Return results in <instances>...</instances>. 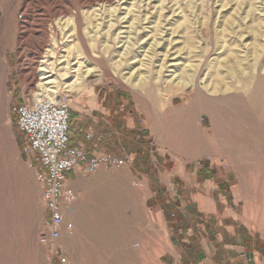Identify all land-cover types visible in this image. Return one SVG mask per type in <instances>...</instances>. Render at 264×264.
<instances>
[{
  "label": "rangeland",
  "instance_id": "obj_1",
  "mask_svg": "<svg viewBox=\"0 0 264 264\" xmlns=\"http://www.w3.org/2000/svg\"><path fill=\"white\" fill-rule=\"evenodd\" d=\"M56 1L77 8L48 18L50 0H0V264H60L40 242L48 214L12 108L62 92L71 141L79 113L130 109L151 121L130 139L108 120L113 134L100 145L131 166L67 180L74 232L57 242L66 264H145L142 241L164 237L148 199L161 187L152 179L160 161L226 166L239 211L264 237V0ZM41 68L55 75L43 79ZM97 124L81 126L104 133Z\"/></svg>",
  "mask_w": 264,
  "mask_h": 264
},
{
  "label": "crops",
  "instance_id": "obj_2",
  "mask_svg": "<svg viewBox=\"0 0 264 264\" xmlns=\"http://www.w3.org/2000/svg\"><path fill=\"white\" fill-rule=\"evenodd\" d=\"M96 115L97 119L79 113L74 121L78 126L98 121L97 125L104 127L106 132L108 128L105 125L110 120L115 128L125 126L124 132L130 139L135 138L137 131L150 130L151 121L139 119L130 109L111 115V111L103 108ZM17 132L22 141L20 132ZM71 143L81 145L90 155L108 151L102 145L96 147L91 142H85L80 136H75ZM185 160L184 164L160 161L157 163L159 168L153 166L157 175L152 179L161 187L155 186L152 190L149 188L148 199L154 205L157 204L154 206L153 216L162 228L164 237L156 241H142L139 251L146 252L143 262L264 264V237L250 226L244 213L239 211L229 177L222 173L226 166L212 167L206 162L195 166L192 165V158ZM135 163L137 164V160ZM151 167V164L146 163L143 172L150 175ZM78 171L80 170L75 169L69 173L67 180H75ZM65 186L70 187L72 184L66 181ZM166 197L170 199L169 202L165 201ZM171 209H176L175 218L170 216ZM171 223L173 230L168 228ZM178 228L183 230L182 234L177 232Z\"/></svg>",
  "mask_w": 264,
  "mask_h": 264
},
{
  "label": "built area",
  "instance_id": "obj_3",
  "mask_svg": "<svg viewBox=\"0 0 264 264\" xmlns=\"http://www.w3.org/2000/svg\"><path fill=\"white\" fill-rule=\"evenodd\" d=\"M70 100V94L62 92L30 97L26 103L12 108L16 128L22 136V154L34 169L48 214V233L40 242L48 246L60 264H66L67 259L60 257L63 248L57 242L63 231L70 236L74 232L73 226L64 220V211L76 201L74 190L65 186L68 174L75 169L92 174L101 166L119 169L132 164L128 155L109 152L90 155L81 145L71 143ZM74 134L85 142L100 145L113 132L95 133L80 126ZM136 186L141 185L136 183Z\"/></svg>",
  "mask_w": 264,
  "mask_h": 264
},
{
  "label": "bare ground",
  "instance_id": "obj_4",
  "mask_svg": "<svg viewBox=\"0 0 264 264\" xmlns=\"http://www.w3.org/2000/svg\"><path fill=\"white\" fill-rule=\"evenodd\" d=\"M13 1H16V0H12V2ZM18 1V0H17ZM50 1H52V2H50V6H51V9H50V12H49V15H48V18H50V17H53V16H59V15H62V14H64V12H65V10L67 11V10H70V8H73V9H75V8H77L76 7V5L75 4H69V5H67V7H62V5H60L56 0H50ZM81 1H84L83 3L84 4H91V3H94V2H110V1H112V0H81ZM12 4V3H11ZM145 8V7H144ZM76 10V9H75ZM38 12H39V10H38ZM76 24H77V28L78 27H80L79 26V23H80V20H79V18H78V16H76ZM80 30V29H79ZM77 31V30H76ZM78 33V32H77ZM78 36L80 37V35H79V33H78ZM80 40V39H79ZM80 41H82V39L80 40ZM81 43V42H80ZM43 44H44V41L43 42H41L40 44H39V47H38V49L39 50H41L42 49V46H43ZM66 63V62H65ZM39 72H40V76H43V79H47V78H49V77H51V76H53V74L55 75V72H53V69L52 68H49L48 69V71H47V69L45 68H41V69H39ZM84 77V76H83ZM42 79V80H43ZM3 83V82H2ZM2 83H1V85H2ZM50 83L51 82H45L44 83V85H50ZM73 84H79V81H74L72 84H69V85H73ZM50 89V88H49ZM47 90V89H46ZM3 91H2V88H1V86H0V93H2ZM47 95V94H46ZM39 96H41V95H39ZM53 96V95H52Z\"/></svg>",
  "mask_w": 264,
  "mask_h": 264
},
{
  "label": "trees",
  "instance_id": "obj_5",
  "mask_svg": "<svg viewBox=\"0 0 264 264\" xmlns=\"http://www.w3.org/2000/svg\"><path fill=\"white\" fill-rule=\"evenodd\" d=\"M104 133H107V131H106V132H104ZM106 139H108V138H106Z\"/></svg>",
  "mask_w": 264,
  "mask_h": 264
}]
</instances>
